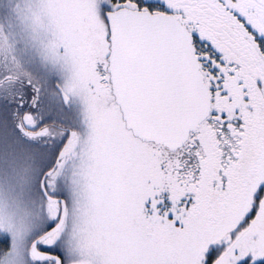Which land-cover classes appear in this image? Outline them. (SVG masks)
Segmentation results:
<instances>
[{"label": "rangeland", "instance_id": "obj_1", "mask_svg": "<svg viewBox=\"0 0 264 264\" xmlns=\"http://www.w3.org/2000/svg\"><path fill=\"white\" fill-rule=\"evenodd\" d=\"M145 2L177 16L202 42L246 38L264 57V0ZM122 6L146 9L120 0H0V230L10 236L6 261L26 264L28 241L58 219V206L43 199L39 182L69 129L76 139L47 180L48 193L66 201V222L46 242L74 252L105 250V264L263 261L264 100L242 78L225 75L216 104L228 122H202L173 154L134 137L106 72L104 12ZM54 83L68 95L67 108ZM20 107L25 109L18 115ZM67 253V261L75 260Z\"/></svg>", "mask_w": 264, "mask_h": 264}, {"label": "water", "instance_id": "obj_2", "mask_svg": "<svg viewBox=\"0 0 264 264\" xmlns=\"http://www.w3.org/2000/svg\"><path fill=\"white\" fill-rule=\"evenodd\" d=\"M109 37L107 57L114 101L125 127L144 142L175 152L192 131L209 116L211 96L201 73L191 32L172 13L121 7L104 13ZM63 104L69 98L58 87ZM74 131L61 148L54 165L41 178L40 189L47 202L60 205L57 222L29 246L36 261L60 257L44 253L38 245L59 232L66 219V202L48 194L45 181L57 168Z\"/></svg>", "mask_w": 264, "mask_h": 264}, {"label": "flooded vegetation", "instance_id": "obj_3", "mask_svg": "<svg viewBox=\"0 0 264 264\" xmlns=\"http://www.w3.org/2000/svg\"><path fill=\"white\" fill-rule=\"evenodd\" d=\"M197 40V38L195 39ZM199 41V40H198ZM200 42V41H199ZM206 43V42H205ZM207 44V43H206ZM205 44V45H206ZM208 46L201 47L196 44V51L198 62L200 65L201 72L204 76V81L207 83L210 94L212 96L211 102V111L208 117V121L214 122H228L227 120H222L225 118L226 114L223 112V108L216 104L218 92L221 90V83L224 80L225 75L229 76H238L246 81L254 90L257 100H264V57L259 54L256 50H251L249 47L246 38H225L218 40L216 38L211 39V42L207 44ZM207 51L213 55L216 60L220 63V68L215 66L212 67V64L209 62V57ZM0 54L1 49H0ZM215 68V69H214ZM218 70L222 72V76L219 75ZM57 85L52 84L54 90L60 97V94L57 90ZM255 88V89H254ZM58 117V116H57ZM59 120H62V117L59 116ZM43 124V123H41ZM59 127V125H57ZM66 129H69L65 127ZM32 127L29 128V134H31ZM74 141V140H73ZM60 164V163H59ZM59 166V165H58ZM42 178V175H41ZM40 178V180H41ZM1 231V230H0ZM2 233V232H1ZM5 237L9 240V248L4 252L0 250V264H19L18 261L8 263L7 257L10 252V236L4 234ZM49 239V238H48ZM48 239L43 241L38 245V249L44 253H49L60 257L62 264H105L103 252L105 250L95 249H76L75 252L73 249L67 247H62L58 242H46ZM72 252L71 258L76 256L75 260L67 261L70 258V255L67 253ZM30 258V261H29ZM26 264H55L53 259H43L41 261H36L29 255V241L27 244V254L25 259Z\"/></svg>", "mask_w": 264, "mask_h": 264}, {"label": "trees", "instance_id": "obj_4", "mask_svg": "<svg viewBox=\"0 0 264 264\" xmlns=\"http://www.w3.org/2000/svg\"><path fill=\"white\" fill-rule=\"evenodd\" d=\"M120 1H122V2H125V1H130V2H132V3H135V4H137L138 5V7H146V10H150V11H152V12H158V11H160L159 10V8H156V6H157V4L156 3H153V2H145V0H120ZM200 47H201V49L204 47V46H208L205 42H202V41H200V42H198L197 43ZM206 44V45H205ZM50 87H51V85H50ZM53 106L56 108V109H58L54 104H53ZM23 109H25V107H23L22 109H21V107H20V110H19V113H18V115H20L22 112H21V110H23ZM26 112V111H25ZM29 113V112H28ZM56 113H59V110H56ZM27 114V113H26ZM55 116H59V115H55ZM54 116V117H55ZM48 117H50V115L48 116ZM42 119V121H44L43 119L44 118H41ZM64 141V140H63ZM63 144L61 143L60 144V146H56V149L53 151V153H52V156H51V158L53 157H55V154L59 151V148H61V146H62ZM178 152V151H177ZM171 154H173V153H171ZM194 156H196V154L194 155ZM52 165L53 164H51V165H49L48 167H45L44 168V170H48V169H50L51 167H52ZM44 172V171H43ZM40 192V191H39ZM40 195L42 196V194L40 193ZM43 197V196H42ZM44 199V198H43ZM8 239L5 237V235L3 234V233H1V231H0V250L1 251H5L6 249H8L9 248V243H8ZM257 264H264V259H263V261H261V262H259V263H257Z\"/></svg>", "mask_w": 264, "mask_h": 264}]
</instances>
